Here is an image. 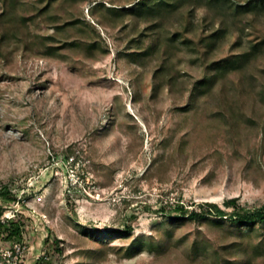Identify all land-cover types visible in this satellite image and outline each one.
<instances>
[{
    "label": "rangeland",
    "instance_id": "obj_1",
    "mask_svg": "<svg viewBox=\"0 0 264 264\" xmlns=\"http://www.w3.org/2000/svg\"><path fill=\"white\" fill-rule=\"evenodd\" d=\"M249 1L0 0V202L24 225L0 264H264V220L224 203L264 204ZM205 202L226 214L173 209Z\"/></svg>",
    "mask_w": 264,
    "mask_h": 264
},
{
    "label": "trees",
    "instance_id": "obj_2",
    "mask_svg": "<svg viewBox=\"0 0 264 264\" xmlns=\"http://www.w3.org/2000/svg\"><path fill=\"white\" fill-rule=\"evenodd\" d=\"M257 3L264 5V0H250L249 2H245L244 4H237V7L249 10L251 7L256 6ZM232 63L233 60L224 61L223 67H227ZM6 195L7 188L3 186L0 188V197H6ZM224 203L226 206L232 207V219H235L236 221H239L243 224L252 223L257 220H264V204L258 208L250 209L241 205L236 197L228 198ZM204 206H206V208H204ZM201 207L203 208V210L202 208H200L199 210H195L194 208L189 209L188 207H184L183 205L175 204L173 206V209L178 211L179 214H187V216L191 218H195L198 216L206 217V215L212 213L219 216H223L226 214L224 208L219 207L215 202L201 203ZM4 211L5 204L3 202H0V244L1 242H8L15 239H19L24 230V225L20 226V224L17 222L18 218L10 216L4 219ZM18 214L19 213H14V215Z\"/></svg>",
    "mask_w": 264,
    "mask_h": 264
},
{
    "label": "built area",
    "instance_id": "obj_3",
    "mask_svg": "<svg viewBox=\"0 0 264 264\" xmlns=\"http://www.w3.org/2000/svg\"><path fill=\"white\" fill-rule=\"evenodd\" d=\"M21 248L22 246L20 243H14L12 245L11 250H9L8 253L6 254L8 257H3V259L1 260V264H17L16 258H18ZM13 258H15L14 261H9V259H13Z\"/></svg>",
    "mask_w": 264,
    "mask_h": 264
}]
</instances>
